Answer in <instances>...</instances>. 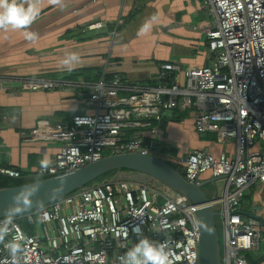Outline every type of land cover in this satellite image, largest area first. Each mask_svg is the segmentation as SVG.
<instances>
[{"label":"built area","instance_id":"built-area-1","mask_svg":"<svg viewBox=\"0 0 264 264\" xmlns=\"http://www.w3.org/2000/svg\"><path fill=\"white\" fill-rule=\"evenodd\" d=\"M206 1L215 17L213 26L202 28L210 62L184 69L161 63L159 76L168 84L138 86L118 73L95 82L21 77L13 83L0 76V89L73 91L93 104L91 112L73 114L67 123L39 119L31 127L33 140L60 142L47 170L41 173L38 165L25 178L0 166V174L38 180L106 155L158 156L165 117L174 109H193L195 131L232 143L233 153L193 149L179 159L180 174L189 182L204 173L225 180L222 196L211 201L213 208L220 205L221 264H248L245 253L257 248L260 221L243 215L241 198L246 187L264 186V0ZM195 209L167 186L100 179L16 216L0 242V264H120L137 241L134 225L167 245L172 264H198ZM12 241L21 249L15 255L6 247Z\"/></svg>","mask_w":264,"mask_h":264},{"label":"crops","instance_id":"crops-1","mask_svg":"<svg viewBox=\"0 0 264 264\" xmlns=\"http://www.w3.org/2000/svg\"><path fill=\"white\" fill-rule=\"evenodd\" d=\"M40 7L41 14L30 28L37 33L36 40H26L22 30H0V76L13 83L21 77L95 82L102 74L108 79L118 73L138 86L153 87L168 84L159 76L161 63L184 69L210 62L202 28L213 26L215 17L206 0H64L62 7L41 0ZM152 17L151 31L140 34L141 25ZM70 52L80 57L71 72L61 66ZM92 109V102L73 91L0 89V119L4 118L0 166L15 168L28 178L60 143L30 138L29 130L36 121L67 123L73 114ZM194 117L193 109H174L165 117L158 140L160 154L165 148H175L176 161L198 148L232 155V143L217 142L214 133H197ZM43 144L45 150L40 151ZM165 158L171 160L169 154ZM209 178L208 173L199 177ZM241 209L243 215H256L260 221L259 247L252 254L264 264L263 185L255 183L244 189Z\"/></svg>","mask_w":264,"mask_h":264},{"label":"water","instance_id":"water-1","mask_svg":"<svg viewBox=\"0 0 264 264\" xmlns=\"http://www.w3.org/2000/svg\"><path fill=\"white\" fill-rule=\"evenodd\" d=\"M4 118L0 119V125ZM111 173V179L131 180L151 183L154 186H167L196 206L194 216L198 228V264H221V249L214 224L216 212L213 210L207 189L222 177L186 181L174 167L158 156L140 155L133 152L106 155L86 163L72 171L41 178L28 183L0 187V217L11 203V196L26 185L38 184L39 191L32 197L31 205L23 212L37 209L57 200L85 185ZM21 213V214H23Z\"/></svg>","mask_w":264,"mask_h":264},{"label":"clouds","instance_id":"clouds-1","mask_svg":"<svg viewBox=\"0 0 264 264\" xmlns=\"http://www.w3.org/2000/svg\"><path fill=\"white\" fill-rule=\"evenodd\" d=\"M41 0H0V30H22L23 36L28 41L37 39V33L30 30L31 25L39 18L42 8ZM64 0H49V4L62 7ZM155 17L145 21L140 29V34H147L153 28L152 21ZM80 57L75 52L65 55L61 66L71 72L79 63ZM51 165L47 157L39 161L41 173ZM111 178V177H110ZM39 191L38 184L26 185L13 193L11 203L4 210V218L0 220V242L4 241L10 226L16 216L23 213L32 203V197ZM132 232L137 236V241L128 248L121 257L120 264H172L167 245L163 242L153 241L143 235L139 225L132 227ZM6 247L12 254L19 252L18 242H9Z\"/></svg>","mask_w":264,"mask_h":264},{"label":"trees","instance_id":"trees-1","mask_svg":"<svg viewBox=\"0 0 264 264\" xmlns=\"http://www.w3.org/2000/svg\"><path fill=\"white\" fill-rule=\"evenodd\" d=\"M164 152H162V154L159 155V157L163 160H165L170 166L174 167L178 172L181 173V166H180V163H178V161L174 160V157L176 158L177 156V150L175 148H170V149H167L165 148L163 150ZM164 153L165 156L167 157L168 154L171 156V160H169V158H165L164 156ZM168 153V154H167ZM170 161V162H169ZM175 162V164L173 165L172 163ZM111 173H106L104 174L100 179H105V178H108V177H111ZM100 179L98 180H95L93 183H96L97 181H99ZM34 180H37V179H29V180H23V179H13V178H10L8 176H4L2 174H0V187H3V186H14V185H20V184H24V183H28V182H31V181H34ZM91 184V183H90ZM89 185V184H88ZM259 247V246H258ZM258 249V248H257ZM256 249V250H257ZM253 251H247L245 254V257H246V260L248 262V264H259L261 259H258L256 258L255 256H253Z\"/></svg>","mask_w":264,"mask_h":264},{"label":"rangeland","instance_id":"rangeland-1","mask_svg":"<svg viewBox=\"0 0 264 264\" xmlns=\"http://www.w3.org/2000/svg\"><path fill=\"white\" fill-rule=\"evenodd\" d=\"M172 164L174 165L175 162H173ZM224 186H225V180L224 179L217 180L211 188L209 187L207 189V195H208L209 199H211L213 196L215 198L221 197ZM213 210L217 214L220 210V205L219 204L215 205ZM36 223H37V220H36ZM214 224H215V228H216L217 237H218L219 243L221 245V242H222L221 225H220V217L218 215L214 216ZM37 225H38L37 227L39 228L40 225L39 224H37ZM26 228L28 229V231H31V229L33 230V226L28 225L27 223H26Z\"/></svg>","mask_w":264,"mask_h":264},{"label":"bare ground","instance_id":"bare-ground-1","mask_svg":"<svg viewBox=\"0 0 264 264\" xmlns=\"http://www.w3.org/2000/svg\"><path fill=\"white\" fill-rule=\"evenodd\" d=\"M259 239H260V237H259ZM258 245H259V241H258ZM258 245H257V248H258ZM257 248H256V249H257ZM256 249H255V250H256ZM255 250H252V251H255Z\"/></svg>","mask_w":264,"mask_h":264}]
</instances>
